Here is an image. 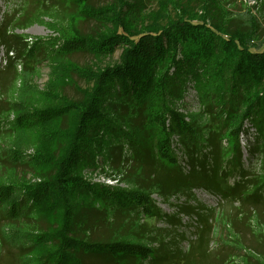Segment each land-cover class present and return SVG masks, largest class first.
<instances>
[{"label":"trees","instance_id":"16d2710c","mask_svg":"<svg viewBox=\"0 0 264 264\" xmlns=\"http://www.w3.org/2000/svg\"><path fill=\"white\" fill-rule=\"evenodd\" d=\"M67 1L95 28L57 30L30 45L0 28V46L30 61L41 53L66 66L77 54L94 59L70 66L87 84L75 86L79 98L48 90L11 102L14 126L43 141L50 126L55 140L32 158L13 145L0 154L9 170L31 165L36 176L0 182V252L8 264H181L150 220L175 227L197 212L188 202L194 189L219 194L242 175L240 135L264 118V28L233 26L215 3L201 14L179 6L147 25L142 0ZM189 87L198 109L184 114ZM99 165L115 184L85 175ZM153 195L185 200L167 214Z\"/></svg>","mask_w":264,"mask_h":264},{"label":"rangeland","instance_id":"374dc122","mask_svg":"<svg viewBox=\"0 0 264 264\" xmlns=\"http://www.w3.org/2000/svg\"><path fill=\"white\" fill-rule=\"evenodd\" d=\"M108 1L95 0V3ZM142 1L140 20L147 25L165 23L179 6L183 10L185 8V14L188 11L201 14V6L208 3L211 7L210 3H215L221 17L230 18L233 26L250 28V23L255 20L257 26L264 28V0ZM132 8L139 9L135 3ZM94 25L93 21L86 19L81 7L67 0H0V28L9 34L22 36L29 45L37 38L56 37L57 30L71 32L76 27L90 31ZM118 55L117 51L109 58H101L98 64L101 66L116 60ZM39 58L38 61H30L22 53H7L4 46H0V154L7 153L12 145L31 158L36 151L51 152L55 139L48 134L50 126L47 131L42 130L48 141L40 140V134L35 130L22 132L23 129L13 125L11 102L14 99L25 100L28 94L36 99L48 90L79 98L80 93L75 86L83 89L87 84L78 73L71 71L70 66L91 65L94 61L77 54L66 66L55 58L44 57L42 53ZM23 87L25 89L20 94ZM36 101L32 100V103ZM178 106L184 114L197 111V97L192 87L187 88ZM245 126L248 133L240 135L242 175L230 178L228 186L219 194L194 189V199L188 202L197 212L183 216L181 224L175 227H168L162 219L150 220L158 238L175 244L181 264H264V118L257 126L247 122ZM8 166L0 161V182L36 180L31 165L11 170ZM109 174L107 167L101 165L85 171L93 182L115 184L117 181L112 180ZM153 198L167 214L175 212L177 204L185 200L181 195L173 196L167 203L156 195ZM2 251L0 264H8V253L3 254Z\"/></svg>","mask_w":264,"mask_h":264}]
</instances>
